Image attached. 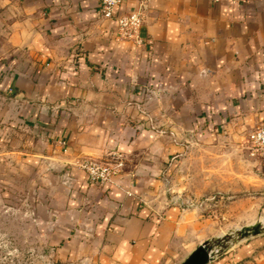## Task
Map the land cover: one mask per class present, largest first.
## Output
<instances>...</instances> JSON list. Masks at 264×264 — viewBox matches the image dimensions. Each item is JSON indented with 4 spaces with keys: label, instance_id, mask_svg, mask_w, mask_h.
I'll return each mask as SVG.
<instances>
[{
    "label": "crops",
    "instance_id": "crops-1",
    "mask_svg": "<svg viewBox=\"0 0 264 264\" xmlns=\"http://www.w3.org/2000/svg\"><path fill=\"white\" fill-rule=\"evenodd\" d=\"M137 1L103 16L100 0H0V195L31 202L68 264H178L205 240L222 244L205 264H264L263 226L233 235L264 187L246 148L264 124V0H145L141 41L116 18ZM89 157L119 172L92 180Z\"/></svg>",
    "mask_w": 264,
    "mask_h": 264
},
{
    "label": "rangeland",
    "instance_id": "rangeland-1",
    "mask_svg": "<svg viewBox=\"0 0 264 264\" xmlns=\"http://www.w3.org/2000/svg\"><path fill=\"white\" fill-rule=\"evenodd\" d=\"M1 72L2 70L0 69V79ZM7 95L2 94L0 90V108L8 100ZM5 124H7L6 121L0 118V135H3L2 132L5 131ZM191 149L193 150V158L190 164L193 165L192 170L195 174L197 152L205 150L194 145ZM176 158L178 159V164L174 169L172 188L175 192L183 194V153ZM115 159L116 157L103 160L113 162ZM262 169L264 171V167ZM191 179L194 180V178ZM260 194L263 198L260 197L262 202L258 204L255 200L258 197L257 195ZM16 197L4 198L0 195V264H68L55 258L54 254L49 251L46 241L36 235L31 202H22ZM251 199L253 201L251 218L243 220V217H240L239 213H237L236 225L259 218L263 220L262 228H264V187L253 188ZM236 209L237 212L239 208ZM233 235L240 237L237 230Z\"/></svg>",
    "mask_w": 264,
    "mask_h": 264
},
{
    "label": "built area",
    "instance_id": "built-area-1",
    "mask_svg": "<svg viewBox=\"0 0 264 264\" xmlns=\"http://www.w3.org/2000/svg\"><path fill=\"white\" fill-rule=\"evenodd\" d=\"M122 1L100 0L99 12L103 16H113L115 6ZM137 2L132 10L117 14L116 18L119 36L141 41L138 29L144 19L146 1L138 0ZM246 148L250 157L259 160L264 165V124H258L249 130ZM79 164L92 180L99 182L110 181L120 169V163L117 161L112 162L94 157L84 158ZM208 244L210 245L209 257L211 260L222 250V244L214 241H208Z\"/></svg>",
    "mask_w": 264,
    "mask_h": 264
},
{
    "label": "water",
    "instance_id": "water-1",
    "mask_svg": "<svg viewBox=\"0 0 264 264\" xmlns=\"http://www.w3.org/2000/svg\"><path fill=\"white\" fill-rule=\"evenodd\" d=\"M263 226V220L256 219L250 224H245L237 229L239 236H244L248 232L257 233L259 228ZM209 249L210 245L205 240L196 246L180 263L178 264H205L209 262Z\"/></svg>",
    "mask_w": 264,
    "mask_h": 264
},
{
    "label": "trees",
    "instance_id": "trees-1",
    "mask_svg": "<svg viewBox=\"0 0 264 264\" xmlns=\"http://www.w3.org/2000/svg\"><path fill=\"white\" fill-rule=\"evenodd\" d=\"M226 238H227V236L224 237V239H226Z\"/></svg>",
    "mask_w": 264,
    "mask_h": 264
}]
</instances>
